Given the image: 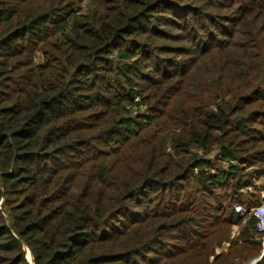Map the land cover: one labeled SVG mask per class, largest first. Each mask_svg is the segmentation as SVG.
<instances>
[{
  "label": "trees",
  "instance_id": "obj_1",
  "mask_svg": "<svg viewBox=\"0 0 264 264\" xmlns=\"http://www.w3.org/2000/svg\"><path fill=\"white\" fill-rule=\"evenodd\" d=\"M76 1L0 0V264L249 263L264 0Z\"/></svg>",
  "mask_w": 264,
  "mask_h": 264
},
{
  "label": "rangeland",
  "instance_id": "obj_2",
  "mask_svg": "<svg viewBox=\"0 0 264 264\" xmlns=\"http://www.w3.org/2000/svg\"><path fill=\"white\" fill-rule=\"evenodd\" d=\"M97 1H98V0H77L75 6L79 9L80 12L86 13L90 7H93L94 5L97 4ZM231 28H232V27H230V29H231ZM167 29H169V30L172 31L171 28H167ZM178 31H179V30H178ZM178 31H176V32H178ZM179 33H182V32L179 31ZM204 37H206V36H204ZM204 37H203L202 40H204ZM160 43H163V44H165V45H174V46L180 45V46H186V45L189 43V40H184V38H183V39H180L179 42H174V41H170V40H165V41H162V42H160ZM197 51H198V50H196V52H197ZM164 55H166L167 57H171V56H173V57H177V54H175V53H164ZM197 55H198V54H194L195 57H196ZM182 57H188V56H187V55H185V56L180 55V58H182ZM193 59H194V57H193ZM193 59H192V60H193ZM43 60H44V57H43L42 54H39L38 57L36 58V61H37V62H42ZM215 152H216V151H214L213 154H214ZM262 163H263V161L258 162V163H255L254 166H252V168H248V169H249V172H252V171H254V169H256L257 167L262 166ZM216 165H217L218 167H226V166H227V164L224 163V162H217ZM252 189H253L254 191H257V193L260 194V196L264 195V176H262L260 179L256 180V188H252ZM252 189L250 190V192L253 191ZM151 194H152V191L148 192L146 195H143L142 197H143V199H145L146 196L151 195ZM141 205H142V207H145V205H144L143 203H141ZM135 206H136V205H135ZM249 218H250V214L247 212V213L245 214V216L242 217L241 221L238 222V224H236V225L233 226V229H232V232H231V239H232V238H233V239H237V237H238L239 235H241V233H242V232H241V231H242V227H243L244 224L247 223V221H248ZM256 238H257V239H260V240H261V243H262V235H261L260 233L257 234ZM261 245H262V244H261ZM228 246H229V244H226V245H224L222 248H218L217 251H218V252H221V251L225 250L226 248H228ZM169 249H170V248H166V249L163 250V251H169ZM262 250H263V245H262ZM261 253H262V251H261ZM259 256H261V254L258 255L256 258H258ZM28 258H29L30 260H32L31 254H30L29 252H28ZM256 258L252 259V260H251L249 263H247V264H252ZM260 261H261V260H260ZM260 261H259V262H260Z\"/></svg>",
  "mask_w": 264,
  "mask_h": 264
},
{
  "label": "built area",
  "instance_id": "obj_3",
  "mask_svg": "<svg viewBox=\"0 0 264 264\" xmlns=\"http://www.w3.org/2000/svg\"><path fill=\"white\" fill-rule=\"evenodd\" d=\"M235 212L240 214H245L248 212L256 219V229L258 233L262 235L263 250L261 256L256 258L252 264H258L264 256V198H262L259 204L251 207L250 210H247V208H245L242 204H237L235 205Z\"/></svg>",
  "mask_w": 264,
  "mask_h": 264
},
{
  "label": "crops",
  "instance_id": "obj_4",
  "mask_svg": "<svg viewBox=\"0 0 264 264\" xmlns=\"http://www.w3.org/2000/svg\"><path fill=\"white\" fill-rule=\"evenodd\" d=\"M262 198H264V195H262L261 200H262Z\"/></svg>",
  "mask_w": 264,
  "mask_h": 264
}]
</instances>
